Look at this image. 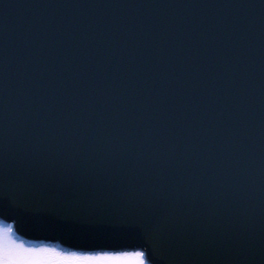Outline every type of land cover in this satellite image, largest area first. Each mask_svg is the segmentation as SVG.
<instances>
[{
    "label": "water",
    "instance_id": "1",
    "mask_svg": "<svg viewBox=\"0 0 264 264\" xmlns=\"http://www.w3.org/2000/svg\"><path fill=\"white\" fill-rule=\"evenodd\" d=\"M0 208L25 242L264 264V0H0Z\"/></svg>",
    "mask_w": 264,
    "mask_h": 264
},
{
    "label": "snow or ice",
    "instance_id": "2",
    "mask_svg": "<svg viewBox=\"0 0 264 264\" xmlns=\"http://www.w3.org/2000/svg\"><path fill=\"white\" fill-rule=\"evenodd\" d=\"M6 213L0 208V216ZM0 264H150L145 250H108L106 247L61 249L43 241L25 242L13 223L0 219Z\"/></svg>",
    "mask_w": 264,
    "mask_h": 264
},
{
    "label": "rangeland",
    "instance_id": "3",
    "mask_svg": "<svg viewBox=\"0 0 264 264\" xmlns=\"http://www.w3.org/2000/svg\"><path fill=\"white\" fill-rule=\"evenodd\" d=\"M54 246V245H53Z\"/></svg>",
    "mask_w": 264,
    "mask_h": 264
}]
</instances>
